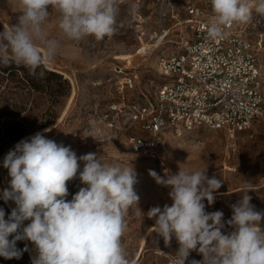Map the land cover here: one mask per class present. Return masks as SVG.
<instances>
[{"label": "rangeland", "instance_id": "rangeland-1", "mask_svg": "<svg viewBox=\"0 0 264 264\" xmlns=\"http://www.w3.org/2000/svg\"><path fill=\"white\" fill-rule=\"evenodd\" d=\"M187 1L201 3L122 0L114 34L103 40L89 36L81 41L70 40L63 33L60 13L49 7L50 15L42 29L47 39L57 41L53 61L37 68L36 75L14 62L0 64V121L11 130L20 126L24 131L0 153V195L11 180L9 170L3 167L4 157L22 139L42 132L46 138L70 146L77 157L95 153L103 163L134 168V190L140 199L125 214L127 228L121 238L129 264L138 255L136 264L158 262L164 255H176L179 248L174 236L166 246L162 237L150 231L156 218L149 219L148 210L156 206L163 209L173 201L171 187L157 184L149 170L164 178L182 168L222 179L215 202L208 205L206 199L203 201L206 212H223L222 234L231 226L227 224L233 215L231 205L243 195L245 180L250 203L256 211L264 212V121H255L250 131L231 133L196 127L182 136L168 133L159 148L162 163L134 155L127 143L129 136L147 134L142 124L163 82L156 68L158 56L180 50L181 39L190 35L185 23ZM248 3L253 18L237 22V30L254 45L264 72V20L255 13L258 0ZM20 11V0H0V31L16 24ZM46 70L59 73L61 78L48 75ZM78 164L80 173L84 162L78 160ZM1 200L11 214L8 204ZM8 203L16 207L14 201ZM30 222L26 220L23 225ZM22 242L25 248V240ZM28 244L33 256L29 250L25 252L32 261L36 249L31 241ZM189 256L203 259L196 250Z\"/></svg>", "mask_w": 264, "mask_h": 264}, {"label": "clouds", "instance_id": "clouds-1", "mask_svg": "<svg viewBox=\"0 0 264 264\" xmlns=\"http://www.w3.org/2000/svg\"><path fill=\"white\" fill-rule=\"evenodd\" d=\"M121 2L20 0L17 23L0 31V64L14 62L36 75L37 68L53 61L57 41L47 39L42 29L49 7L60 13L59 28L70 40L89 36L103 40L115 32ZM211 5L206 28L212 39L224 38L225 28L234 22L253 18L248 0H211ZM255 13L264 20V0H258ZM78 160L84 162L79 178L86 186L69 201L67 182L76 177ZM3 167L9 170L11 180L0 198L5 203L14 201L16 207L7 220L0 208V256L20 259L28 248L20 250L16 242L27 240L36 249L31 264H129L121 238L127 228L125 214L140 199L134 190L137 178L133 167L111 166L95 153L77 157L70 146L58 144L42 132L19 141L4 157ZM149 175L157 184L171 187V206L152 207L147 217L156 218L150 231L162 237L166 246L173 236L179 243L172 264H185L193 250L203 259L190 264H264V231L258 226L264 212L256 211L250 203L246 180L243 195L231 205L233 215L227 221L235 230L222 234L223 212H206L203 202H215L222 179L182 168L167 178L154 170H149ZM26 220L31 222L24 226Z\"/></svg>", "mask_w": 264, "mask_h": 264}, {"label": "built area", "instance_id": "built-area-1", "mask_svg": "<svg viewBox=\"0 0 264 264\" xmlns=\"http://www.w3.org/2000/svg\"><path fill=\"white\" fill-rule=\"evenodd\" d=\"M185 9L190 35L181 39L180 50L157 58L163 82L142 124L147 134L127 138L134 155L160 163L159 148L168 133L182 136L196 127L250 131L255 121H264V72L254 45L237 30V22L225 28L222 39L208 36L211 0L187 1ZM79 174L67 182L66 200L86 186ZM258 226L264 231V220ZM234 230L231 225L226 234ZM175 256L164 255L151 264H172ZM191 260L200 261L189 256L185 264Z\"/></svg>", "mask_w": 264, "mask_h": 264}, {"label": "trees", "instance_id": "trees-1", "mask_svg": "<svg viewBox=\"0 0 264 264\" xmlns=\"http://www.w3.org/2000/svg\"><path fill=\"white\" fill-rule=\"evenodd\" d=\"M48 75L52 77H58L61 78V75L59 73H56L54 71H45ZM24 134V131L22 128L17 127L15 130H11L10 126H7V123H2L0 121V153L10 144L14 143L19 137H21ZM0 208H3L5 211V219L7 220L10 214L6 211V208L3 205V202L0 198ZM15 234H12L9 236V240L13 239V236ZM16 247L20 250L24 249V245L22 240L16 242ZM31 260L28 258L25 251H23L22 256L20 259H5L4 257L0 256V264H31Z\"/></svg>", "mask_w": 264, "mask_h": 264}, {"label": "bare ground", "instance_id": "bare-ground-1", "mask_svg": "<svg viewBox=\"0 0 264 264\" xmlns=\"http://www.w3.org/2000/svg\"><path fill=\"white\" fill-rule=\"evenodd\" d=\"M8 202H9V201H8ZM8 202H7V204H8V206H9V209H10V212H11L13 208L9 205ZM25 243H26V245L28 246V250H29L30 255L33 256V255H32V251H31V249H30V247H29L28 241L25 240ZM138 259H139V255H138V256H137V257L131 262V264H136L137 261H138Z\"/></svg>", "mask_w": 264, "mask_h": 264}]
</instances>
